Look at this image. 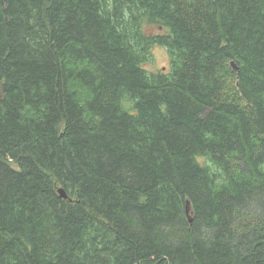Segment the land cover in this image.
I'll list each match as a JSON object with an SVG mask.
<instances>
[{"label":"trees","instance_id":"16d2710c","mask_svg":"<svg viewBox=\"0 0 264 264\" xmlns=\"http://www.w3.org/2000/svg\"><path fill=\"white\" fill-rule=\"evenodd\" d=\"M0 264H264V0H0Z\"/></svg>","mask_w":264,"mask_h":264},{"label":"rangeland","instance_id":"374dc122","mask_svg":"<svg viewBox=\"0 0 264 264\" xmlns=\"http://www.w3.org/2000/svg\"><path fill=\"white\" fill-rule=\"evenodd\" d=\"M148 33H155L157 31L156 26H148L146 29ZM145 69L150 74H156L158 72H170L171 71V62L168 50L163 47L157 45L153 51L152 61L145 66ZM131 105V103H129ZM125 108H128L129 105H125Z\"/></svg>","mask_w":264,"mask_h":264},{"label":"bare ground","instance_id":"6f19581e","mask_svg":"<svg viewBox=\"0 0 264 264\" xmlns=\"http://www.w3.org/2000/svg\"><path fill=\"white\" fill-rule=\"evenodd\" d=\"M231 67L233 68L234 71L238 69L234 62L231 63Z\"/></svg>","mask_w":264,"mask_h":264},{"label":"water","instance_id":"95a60500","mask_svg":"<svg viewBox=\"0 0 264 264\" xmlns=\"http://www.w3.org/2000/svg\"><path fill=\"white\" fill-rule=\"evenodd\" d=\"M60 192L62 194V197H65L66 198V195H65L64 191L63 190H60Z\"/></svg>","mask_w":264,"mask_h":264}]
</instances>
